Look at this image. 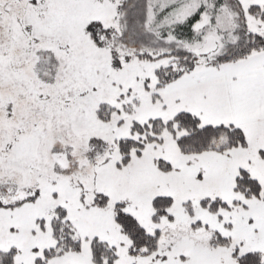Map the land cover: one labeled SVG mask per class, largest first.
I'll return each instance as SVG.
<instances>
[{"label": "snow or ice", "instance_id": "6c2138e0", "mask_svg": "<svg viewBox=\"0 0 264 264\" xmlns=\"http://www.w3.org/2000/svg\"><path fill=\"white\" fill-rule=\"evenodd\" d=\"M0 264H264V0H0Z\"/></svg>", "mask_w": 264, "mask_h": 264}]
</instances>
